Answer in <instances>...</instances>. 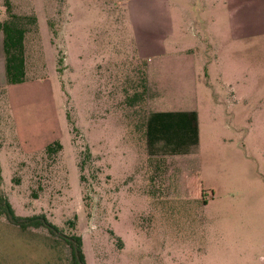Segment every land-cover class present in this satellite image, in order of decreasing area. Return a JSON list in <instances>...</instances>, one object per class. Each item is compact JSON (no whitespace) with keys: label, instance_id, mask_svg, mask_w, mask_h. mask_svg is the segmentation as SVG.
<instances>
[{"label":"rangeland","instance_id":"rangeland-1","mask_svg":"<svg viewBox=\"0 0 264 264\" xmlns=\"http://www.w3.org/2000/svg\"><path fill=\"white\" fill-rule=\"evenodd\" d=\"M9 1L38 25L29 87H0V200L80 237L87 264H264V84L219 83L210 0ZM150 107L197 108V151L151 153ZM4 210L0 264H72L65 241Z\"/></svg>","mask_w":264,"mask_h":264},{"label":"crops","instance_id":"crops-1","mask_svg":"<svg viewBox=\"0 0 264 264\" xmlns=\"http://www.w3.org/2000/svg\"><path fill=\"white\" fill-rule=\"evenodd\" d=\"M211 6L215 11L221 12L218 19L214 21L213 30H211L212 36L208 34L209 39H213L215 46V72L219 83L224 87L221 86L216 94H221L223 88L228 93L232 91L235 95H250L248 84H257V86L264 84V0H210ZM165 17L166 36L177 34L174 24L175 16L169 13ZM219 22L224 29H219ZM159 30L162 29L159 28ZM180 67L183 68V63L180 64ZM0 72L2 74L0 87L6 89L7 93L15 87H29L27 82L19 85H7L4 53L0 54ZM150 95L149 88V98ZM149 103L150 106L154 104L150 100ZM153 109L151 113L196 112L200 136V112L197 108L183 107L168 111ZM55 141L53 140L52 143ZM48 145L50 143L44 144L41 149Z\"/></svg>","mask_w":264,"mask_h":264},{"label":"trees","instance_id":"trees-1","mask_svg":"<svg viewBox=\"0 0 264 264\" xmlns=\"http://www.w3.org/2000/svg\"><path fill=\"white\" fill-rule=\"evenodd\" d=\"M5 18L0 20V33L3 35V53L7 85H19L26 82V37L32 27L38 25L36 16H20L14 13L9 0L4 4ZM145 80V77H144ZM147 81H144L146 85ZM146 88V86H145ZM135 93L134 99H141ZM148 150L169 156H188L194 153L200 141L199 121L196 112L150 113L146 118ZM60 150L55 142L46 148V152ZM9 210L8 221L23 230L45 228L48 232L65 241L71 248L72 264H87L82 249V240L78 236L67 238L49 225L41 216L35 218L18 217L10 209L8 201L0 200V214Z\"/></svg>","mask_w":264,"mask_h":264}]
</instances>
